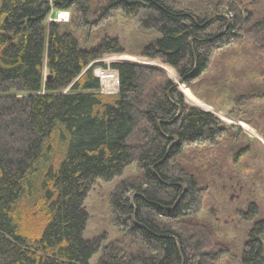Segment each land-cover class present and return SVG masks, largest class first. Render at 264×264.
Masks as SVG:
<instances>
[{"label": "trees", "instance_id": "1", "mask_svg": "<svg viewBox=\"0 0 264 264\" xmlns=\"http://www.w3.org/2000/svg\"><path fill=\"white\" fill-rule=\"evenodd\" d=\"M195 1L206 0H99L95 9L86 0H0V264H87L98 250L97 264H218L226 250L209 227L181 222L198 213L204 190L175 159L214 145L224 127L149 66L112 63L118 92L102 94L93 70L125 52L117 39L85 48L64 24L46 23L51 8L73 9L88 32L119 12L159 34L140 55L189 85L214 54L264 39V6L254 0H215L207 11L223 12L212 18ZM131 164L136 174L109 195L121 238L83 239L89 189ZM242 264H264V218L248 232Z\"/></svg>", "mask_w": 264, "mask_h": 264}, {"label": "rangeland", "instance_id": "2", "mask_svg": "<svg viewBox=\"0 0 264 264\" xmlns=\"http://www.w3.org/2000/svg\"><path fill=\"white\" fill-rule=\"evenodd\" d=\"M86 1L95 9L99 0ZM215 2L195 1L194 6L197 7L198 3L199 14L212 18L223 12L221 6L214 14L207 11ZM253 4L261 9L264 0H254ZM60 12L68 13L66 22L54 21ZM51 22L64 24L85 48L109 37L116 38L124 48L122 54H107L96 61L105 67L98 66L93 73L99 69L112 77L110 81L104 78L100 89L102 94L117 91V72L110 65L132 62L159 70L176 86L187 106L209 112L219 120L225 130L214 145L188 147L175 159L186 173L193 176L196 186L204 190L198 213L181 222L202 223L209 227L212 242L226 250L218 264H242V248L248 232L254 221L264 218V49L261 48L264 39L258 35L249 36L214 54L207 72L187 85L171 67L140 55L143 47L157 39L159 34L154 30H142L132 18L116 12L105 24L87 32L73 22V9L59 11L51 8L46 23ZM47 75L43 64V80ZM135 174L136 167L131 164L112 180L98 179L93 184L83 202L87 214L83 239L104 237L106 243L121 238V231L111 215L109 195L120 180ZM230 193H240L241 199L253 201L258 208L257 214L249 220L241 219L236 213L239 203L237 199H228ZM100 254V250L96 251L87 264H97Z\"/></svg>", "mask_w": 264, "mask_h": 264}, {"label": "flooded vegetation", "instance_id": "3", "mask_svg": "<svg viewBox=\"0 0 264 264\" xmlns=\"http://www.w3.org/2000/svg\"><path fill=\"white\" fill-rule=\"evenodd\" d=\"M226 188V187H225ZM231 188V186H230ZM227 189V188H226ZM241 190V189H240ZM241 192V191H240ZM236 196V197H235ZM230 201L232 199H237V202L239 203L237 209H236V213L239 214L238 216L241 217V219L243 220H249L247 218V215H249V211L251 209V207H257L256 204L253 201H247L245 198L241 199V194L237 193V194H231L228 198Z\"/></svg>", "mask_w": 264, "mask_h": 264}, {"label": "built area", "instance_id": "4", "mask_svg": "<svg viewBox=\"0 0 264 264\" xmlns=\"http://www.w3.org/2000/svg\"><path fill=\"white\" fill-rule=\"evenodd\" d=\"M57 15H58L57 18L54 19V21H58V22H66L67 19H68V13H67V12H60V13H58ZM94 73H95V76H96V77L99 79V81H100V89H101L102 86H103V80H104L105 77H106L107 80H109V81H110V79L112 78V77L109 76V74H108L107 72L99 71V69H96V70L94 71ZM105 73H106V76H105Z\"/></svg>", "mask_w": 264, "mask_h": 264}, {"label": "water", "instance_id": "5", "mask_svg": "<svg viewBox=\"0 0 264 264\" xmlns=\"http://www.w3.org/2000/svg\"><path fill=\"white\" fill-rule=\"evenodd\" d=\"M51 79V75H47L46 76V81H49ZM182 81V80H181ZM173 139H175V137H173Z\"/></svg>", "mask_w": 264, "mask_h": 264}, {"label": "bare ground", "instance_id": "6", "mask_svg": "<svg viewBox=\"0 0 264 264\" xmlns=\"http://www.w3.org/2000/svg\"><path fill=\"white\" fill-rule=\"evenodd\" d=\"M111 80V79H110ZM183 89H184V87H183ZM185 95L187 96V97H189V93L187 92V91H185Z\"/></svg>", "mask_w": 264, "mask_h": 264}, {"label": "crops", "instance_id": "7", "mask_svg": "<svg viewBox=\"0 0 264 264\" xmlns=\"http://www.w3.org/2000/svg\"><path fill=\"white\" fill-rule=\"evenodd\" d=\"M59 11H61V10H59ZM49 75V74H48ZM45 81H46V79H44ZM118 80V79H117ZM118 92V83H117V91H116V93ZM115 93V94H116ZM113 94V93H112Z\"/></svg>", "mask_w": 264, "mask_h": 264}]
</instances>
